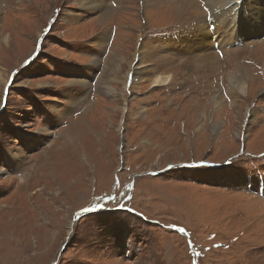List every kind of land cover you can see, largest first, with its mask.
<instances>
[{"label":"rangeland","instance_id":"374dc122","mask_svg":"<svg viewBox=\"0 0 264 264\" xmlns=\"http://www.w3.org/2000/svg\"><path fill=\"white\" fill-rule=\"evenodd\" d=\"M99 1L0 0V264H264V35L178 55L207 0Z\"/></svg>","mask_w":264,"mask_h":264},{"label":"bare ground","instance_id":"6f19581e","mask_svg":"<svg viewBox=\"0 0 264 264\" xmlns=\"http://www.w3.org/2000/svg\"><path fill=\"white\" fill-rule=\"evenodd\" d=\"M80 2L84 5L86 4V0H80ZM180 2L181 4L185 3V5L191 4V6H195V8L192 9H195L196 11L200 9V7H196V0H180ZM249 2L250 0L248 2L245 0H207L208 5L210 6L209 9H211V11L208 14V11L205 12L207 15L205 14L206 17L204 24L200 21V26L197 27V30L195 29V31L189 32L184 30V34H178L177 37L167 39L166 42L169 44L171 43L170 45L172 46L171 50L173 51V53L180 55L182 54L180 51L191 53L195 50H207V48H205L206 44H211L212 49H216L215 47H217V38H219V45L221 43L224 46V43H226L225 49L223 50L225 51L230 43H234L239 39H243H234V37L237 36L235 35L236 29H239L245 33L249 32L252 36H254V33H256L255 36L264 35V0H253L251 4ZM218 3L220 4L219 6ZM92 4H95L96 7L104 9V15L100 19L105 20V16H107V13L105 14L106 3L104 1L101 2L99 0H95V3ZM198 13H200V11H198ZM242 15H244L245 23H242L241 21ZM205 37L210 38L211 42H205ZM204 56V60L202 59L204 62H199L198 64L192 65L187 61L183 62V64L184 66L189 65L190 67H196L197 69H205L209 67L214 69L219 67V60L215 53H206ZM244 57H247L246 61L252 65L253 60L251 58V55L246 54ZM163 58H165V56H163ZM170 61H172V59ZM180 69H182V67ZM180 69H178L177 67V70ZM5 76L3 77L2 72H0V82H3L2 84H5L7 80L8 75L7 77ZM173 77L174 76L170 73L169 75L156 73L154 83L165 84L172 81ZM235 86L242 93H245L249 88L248 82H236ZM216 103L219 108V106L221 105L220 102L216 101Z\"/></svg>","mask_w":264,"mask_h":264},{"label":"snow or ice","instance_id":"6c2138e0","mask_svg":"<svg viewBox=\"0 0 264 264\" xmlns=\"http://www.w3.org/2000/svg\"><path fill=\"white\" fill-rule=\"evenodd\" d=\"M88 211V209H84L83 211H82V214L83 213H86ZM183 231V230H182Z\"/></svg>","mask_w":264,"mask_h":264}]
</instances>
